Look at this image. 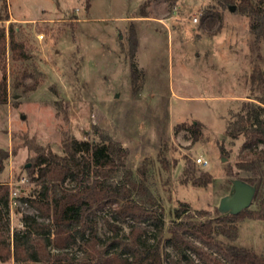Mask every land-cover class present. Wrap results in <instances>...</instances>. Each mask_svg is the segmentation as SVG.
<instances>
[{
    "label": "rangeland",
    "instance_id": "rangeland-1",
    "mask_svg": "<svg viewBox=\"0 0 264 264\" xmlns=\"http://www.w3.org/2000/svg\"><path fill=\"white\" fill-rule=\"evenodd\" d=\"M146 1L93 0L87 7L86 0H7L9 20L0 25L13 22L21 29L18 36L31 54L24 62L39 80L36 90H11L8 103L0 104V147L10 152L0 180L17 196L33 186L25 165H32L39 148L62 152L67 136L99 140L95 125L128 148L132 168L145 158L154 160L155 190L167 220L179 201L214 211L233 179L251 176L235 167L243 140L226 135L243 102L261 96L250 76L264 70V43L255 42L250 18L219 0H177L173 6L156 0L144 6ZM211 5L222 12L212 27L202 20ZM142 7L148 17L139 15ZM4 10L0 0L1 14ZM132 30L138 39L133 59L144 75L137 91L131 78ZM195 120L204 125L203 138L193 142L192 133L177 125ZM165 144L168 158L177 161L168 184L157 162ZM199 157L208 163H198ZM186 158L197 174L210 172L213 182L182 183ZM22 177L26 181L19 183ZM257 200L256 195L251 208ZM10 217L12 227L21 225L15 208ZM233 244L264 254V221H241Z\"/></svg>",
    "mask_w": 264,
    "mask_h": 264
},
{
    "label": "trees",
    "instance_id": "trees-1",
    "mask_svg": "<svg viewBox=\"0 0 264 264\" xmlns=\"http://www.w3.org/2000/svg\"><path fill=\"white\" fill-rule=\"evenodd\" d=\"M93 0H86L87 7ZM156 0H147L144 6ZM171 6L177 0H167ZM235 5L250 18L256 43H264V0H219ZM5 14L0 20H9ZM139 15L148 17L142 7ZM222 12L214 5L205 8L202 20L211 26ZM214 25V24H213ZM212 27V26H211ZM13 22L0 25V104H7L10 91H34L39 80L25 59L28 46ZM131 78L133 90L140 89L144 75L134 61L138 39L132 30ZM251 84L261 96L247 100L228 123L226 135L242 139L235 167L251 174L241 178L258 185L255 208L238 214L194 209L179 201L170 220L155 190L153 159L145 158L136 168L128 163L129 150L108 132L94 126L99 140L63 139L62 152L39 148L31 166L25 165L32 187L11 198L10 184L0 180V260L14 264H264V254L233 244L239 223L246 218L264 221V70H254ZM203 123H180L193 142L203 138ZM166 144L157 155L159 173L170 182L172 169ZM10 152L0 147V173ZM233 167L229 164L228 174ZM182 183L206 187L210 172L197 174L191 159L180 174ZM16 205L12 207L11 202ZM22 215L21 225L12 227L11 209Z\"/></svg>",
    "mask_w": 264,
    "mask_h": 264
},
{
    "label": "water",
    "instance_id": "water-1",
    "mask_svg": "<svg viewBox=\"0 0 264 264\" xmlns=\"http://www.w3.org/2000/svg\"><path fill=\"white\" fill-rule=\"evenodd\" d=\"M27 166H30V163ZM257 191V184H251L240 178L233 179L230 192L221 198L218 209L223 214H238L251 207Z\"/></svg>",
    "mask_w": 264,
    "mask_h": 264
},
{
    "label": "built area",
    "instance_id": "built-area-1",
    "mask_svg": "<svg viewBox=\"0 0 264 264\" xmlns=\"http://www.w3.org/2000/svg\"><path fill=\"white\" fill-rule=\"evenodd\" d=\"M193 21L194 22L198 21V18L197 17H194L193 18ZM196 161L198 163H200V164H207L208 163V161L206 159L201 158V157L197 158ZM25 181H26V178L25 177H22V178H20L19 183H23ZM16 196H17V190L16 189L15 190L14 189H11V198H15ZM11 205H12V207L15 206L16 205V202L15 201H12L11 202Z\"/></svg>",
    "mask_w": 264,
    "mask_h": 264
}]
</instances>
